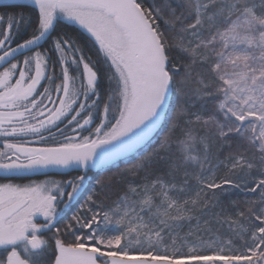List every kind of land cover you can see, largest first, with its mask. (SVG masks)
I'll return each instance as SVG.
<instances>
[{
  "label": "snow or ice",
  "instance_id": "snow-or-ice-1",
  "mask_svg": "<svg viewBox=\"0 0 264 264\" xmlns=\"http://www.w3.org/2000/svg\"><path fill=\"white\" fill-rule=\"evenodd\" d=\"M0 264H264V0L0 2Z\"/></svg>",
  "mask_w": 264,
  "mask_h": 264
},
{
  "label": "trees",
  "instance_id": "trees-1",
  "mask_svg": "<svg viewBox=\"0 0 264 264\" xmlns=\"http://www.w3.org/2000/svg\"><path fill=\"white\" fill-rule=\"evenodd\" d=\"M121 167H123V165H121ZM96 170H94L95 172ZM116 169L115 168H111L109 172L107 173H99V175H110L112 174L113 172H115ZM119 185H114L113 186V193H117L119 191ZM238 195L236 196H233L232 199L236 200V201H239V202H243V201H246V200H250V199H257L258 197L256 196V194H248L245 190H235ZM72 211H75V206L73 207ZM231 214V213H230ZM70 215V214H69ZM244 223L246 224L247 221L245 220ZM220 231L223 232V233H227L228 232V229H227V226H223V227H220Z\"/></svg>",
  "mask_w": 264,
  "mask_h": 264
},
{
  "label": "water",
  "instance_id": "water-1",
  "mask_svg": "<svg viewBox=\"0 0 264 264\" xmlns=\"http://www.w3.org/2000/svg\"><path fill=\"white\" fill-rule=\"evenodd\" d=\"M0 2H8V0H0ZM19 2H26V0H19Z\"/></svg>",
  "mask_w": 264,
  "mask_h": 264
},
{
  "label": "flooded vegetation",
  "instance_id": "flooded-vegetation-1",
  "mask_svg": "<svg viewBox=\"0 0 264 264\" xmlns=\"http://www.w3.org/2000/svg\"><path fill=\"white\" fill-rule=\"evenodd\" d=\"M70 174L71 175H75L76 173L75 172H71ZM69 214L71 215V212H69Z\"/></svg>",
  "mask_w": 264,
  "mask_h": 264
}]
</instances>
